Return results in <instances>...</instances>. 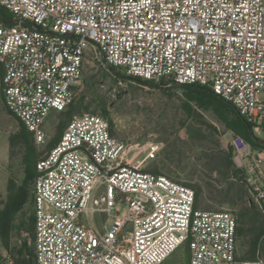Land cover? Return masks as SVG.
<instances>
[{
    "label": "built area",
    "instance_id": "obj_1",
    "mask_svg": "<svg viewBox=\"0 0 264 264\" xmlns=\"http://www.w3.org/2000/svg\"><path fill=\"white\" fill-rule=\"evenodd\" d=\"M0 87L37 145L52 111L75 100L88 51L154 86L209 88L254 131L264 128V0H0ZM107 119L75 116L37 163L36 264H163L183 245L189 264L241 259L238 222L196 208V191L125 159ZM264 163V153L255 159ZM255 203L264 191L248 180Z\"/></svg>",
    "mask_w": 264,
    "mask_h": 264
},
{
    "label": "rangeland",
    "instance_id": "obj_2",
    "mask_svg": "<svg viewBox=\"0 0 264 264\" xmlns=\"http://www.w3.org/2000/svg\"><path fill=\"white\" fill-rule=\"evenodd\" d=\"M119 94H122L120 99ZM82 96L91 104L106 105L107 116L104 118L109 121L112 134L127 145L125 159L129 164L141 166L146 171L159 168L161 174L171 179L190 186H201L204 193L199 201L200 209L227 211L235 215L239 212V207L233 209L229 204L218 205L208 200L211 196L207 191L209 186L212 192L213 188L220 192L234 184L230 195L238 201V189L240 183H244L242 186L251 203L255 202L256 192L249 179L252 182L257 180L264 191V163L257 167L255 162L257 154L264 153V146H254L243 141L213 110H201L196 103H192L193 110L189 111L186 96L181 89H159L123 80L106 68L100 57L95 58L94 53L88 51L84 79L76 90L75 102ZM64 112L52 111L47 117L44 130L49 140L47 144L37 145L38 153H46L47 145L56 136L58 124L66 118ZM225 117L231 119L232 115L226 112ZM253 139L264 143V132H255L253 127ZM219 157L231 159V177L234 172H239V179L223 176L225 169L222 173L216 170L215 162ZM211 158L217 159L211 163ZM26 175L23 127L7 111L0 87L1 205L7 200L10 181L14 180L20 185ZM240 179L243 182L238 181ZM31 189L34 190V181ZM218 192H214V195ZM32 214L33 207H29L16 216L11 236L12 248L19 247L27 237L20 224L27 226ZM251 242L252 235L248 232L238 237L240 256L248 253ZM259 257L264 260L263 251ZM0 264H14L1 238ZM163 264H189L187 246L178 248Z\"/></svg>",
    "mask_w": 264,
    "mask_h": 264
},
{
    "label": "trees",
    "instance_id": "obj_3",
    "mask_svg": "<svg viewBox=\"0 0 264 264\" xmlns=\"http://www.w3.org/2000/svg\"><path fill=\"white\" fill-rule=\"evenodd\" d=\"M0 21L2 23L11 22V14L0 8ZM109 70L112 71L115 75L120 76L123 80L134 81L144 86L155 87L154 84L145 82L140 79L132 78L131 80H129L125 75H123L119 70L115 68H110ZM172 88H179L183 91L187 99L186 107L189 111L193 110L191 106L192 103H196L201 110H213L222 119H224L225 122L228 123L230 129L235 134L240 136L243 141L249 142L254 146H264L262 140H259L257 142L253 139V126L248 123L230 104L214 94L211 89L197 85L174 87L163 86L162 89L170 90ZM106 109V105H97L91 104V102H87L85 96H82L78 100V102H75L74 100V102L65 110L66 112H64V115L66 116V118L58 124L56 128V136L49 142L45 151L47 152L51 150L59 143L69 122L75 116L93 114L104 118V116H107ZM226 112L232 115L231 119H227L225 117ZM20 124L23 127V136L25 140L27 175L20 185L17 184V182H15L14 180L10 181L7 200L3 205L0 204V238L2 239L7 252L12 257L14 264H36V247L34 235V190L32 191L31 184L32 181H35L36 178L37 163L45 154L38 153L37 144L35 143L32 134L22 123ZM215 159L217 158H211V163L215 162ZM217 160L218 161L215 162L217 163V165L215 166L216 170L218 169V171L222 173V170L225 169V173L223 172V176L239 179V172H234L233 176L231 177L230 169L232 163L229 157H219ZM146 172L163 175L161 174L159 168H155L154 170ZM238 181L243 182L242 179ZM242 184L244 183H240L241 186L238 189V193H240L238 201L237 198H234L230 195L231 190L234 189V184H231L233 185V187H228L225 191L220 192H218L216 188H213L214 190L212 192L211 186H209L207 191L211 194V196L207 199L212 200L218 205L229 204L233 207V209L239 207V212L237 213V215H235L238 222L237 235L240 238L243 237L247 232L252 235V242L248 253L245 256L240 257L243 260H256L260 258L259 255L261 251H263L264 254V208L261 209L260 206L255 202L251 203L250 199H248L247 191L244 186H242ZM185 185L193 188L196 191V208L202 210L199 208V201L204 193L203 188L201 186H190L188 184ZM214 192H218V194L214 195ZM29 207H33V214L29 217L27 226L23 227L24 223L20 224L27 237L19 247L12 248L11 236L16 216ZM262 218L263 220H261ZM30 241H32L34 245Z\"/></svg>",
    "mask_w": 264,
    "mask_h": 264
},
{
    "label": "water",
    "instance_id": "obj_4",
    "mask_svg": "<svg viewBox=\"0 0 264 264\" xmlns=\"http://www.w3.org/2000/svg\"><path fill=\"white\" fill-rule=\"evenodd\" d=\"M127 79H129V80H131L132 78H129V77H127ZM155 88H163V86H155ZM127 92H123V94H126ZM122 96V94H119V96H118V99H120V97Z\"/></svg>",
    "mask_w": 264,
    "mask_h": 264
}]
</instances>
